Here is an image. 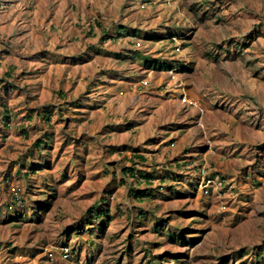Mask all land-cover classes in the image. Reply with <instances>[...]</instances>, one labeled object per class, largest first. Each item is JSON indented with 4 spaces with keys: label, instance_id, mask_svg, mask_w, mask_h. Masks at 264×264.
I'll return each mask as SVG.
<instances>
[{
    "label": "rangeland",
    "instance_id": "1",
    "mask_svg": "<svg viewBox=\"0 0 264 264\" xmlns=\"http://www.w3.org/2000/svg\"><path fill=\"white\" fill-rule=\"evenodd\" d=\"M221 260L264 264V0H0V264Z\"/></svg>",
    "mask_w": 264,
    "mask_h": 264
},
{
    "label": "trees",
    "instance_id": "2",
    "mask_svg": "<svg viewBox=\"0 0 264 264\" xmlns=\"http://www.w3.org/2000/svg\"><path fill=\"white\" fill-rule=\"evenodd\" d=\"M127 27H122V28H117V35L118 36H122V35H131L132 33H128L127 31ZM138 57H140V54L137 53ZM142 58L143 60L147 61L148 59L145 58V57H140ZM148 65V64H147ZM149 67H152L154 69H157V70H160V71H167V70H170V68L172 67V65H168L167 63L163 62V63H160L158 61H153L149 64ZM7 76H10L9 74ZM3 86H8V85H3ZM14 88V87H12ZM8 113V114H7ZM38 116L40 117V119L42 120V123L45 124V125H49V122L51 120V115H50V112L48 110H45L44 112H40L38 113ZM2 118H3V127L4 129H6L8 127V122L12 119V116H11V112L4 109L3 112H2ZM28 121H31L32 120V115L28 114L27 117ZM21 132L24 134L25 137H28L29 136V133H27L25 130H21ZM41 137V136H39ZM50 138L48 136H45L43 137V139H40V138H37L34 143H33V146H34V149H35V152L37 153H41L42 151H44L43 147H47L48 145V142H49ZM132 158H135V159H138V160H141L144 162V159L142 157H137V156H134ZM22 164H20V167L21 166H30L29 169H27L24 173H23V177L26 179V180H29L30 177H31V174H36L37 172H39V170H41V165L37 164V163H33V162H29V163H24L22 162ZM181 166V165H179ZM135 169L133 168H129V167H126L122 170V174L125 176V175H129L131 176V178L133 179L134 182H137L139 183L140 180L136 178H133L135 177ZM143 177V180H144V183H151L150 181L152 180L153 177H151V175H144L142 176ZM125 180H121V183L124 185ZM29 183V182H28ZM29 187V185H27ZM14 190L17 192L18 194V197H14L16 199H13V202L11 203V205L9 204L7 206V210H11L13 207L16 208L17 206V203H21L20 200V194H21V190L19 188H14ZM132 191L130 192V195L131 197L135 200V201H144L146 199H151L153 198V195L151 193L150 190H133L131 189ZM23 192V191H22ZM178 195V194H177ZM12 206V207H11ZM15 212V209L13 211V213ZM17 213L18 215V212H15ZM145 214L143 210L139 209V212L137 213V217L136 219H144L145 218ZM86 217L85 219V225H91V223H95L97 224L98 226V229L100 231L101 234H103V231H104V227L109 223L111 222L112 218L110 217V209L109 207L106 205V200L105 199H101L98 201V203H94L87 211H86V215L84 216ZM151 223H154L153 221H151ZM85 227V226H84ZM163 226L162 224H159L157 222L154 223L153 225V230L155 232V234H162L163 233ZM83 228H77L75 230H82ZM162 229V230H161ZM72 231L73 233L75 234H80L79 231ZM169 232V231H168ZM70 233L71 231L70 230H66L63 232V234L67 237L70 236ZM175 237H177L176 240H181L182 242H186L185 240V237L183 235L182 232H179L177 235H172L170 234L169 235V240H174ZM63 247H66L69 249V255H70V259L73 258V253H76V251L74 250V248H71L68 247L66 244L63 245ZM74 250V251H73ZM69 259V260H70ZM220 264H224V262L221 260V263Z\"/></svg>",
    "mask_w": 264,
    "mask_h": 264
},
{
    "label": "built area",
    "instance_id": "3",
    "mask_svg": "<svg viewBox=\"0 0 264 264\" xmlns=\"http://www.w3.org/2000/svg\"><path fill=\"white\" fill-rule=\"evenodd\" d=\"M181 101H182V103H184V104H187V105H191V106L196 107V104H195L194 102L189 101V100L186 98V96H184V95L181 97ZM13 190H14V189H13ZM14 191H15V190H14ZM16 197H18V196H16ZM61 250H62V255H63V258H64V259H67V258L70 257V255H69V249H68V248L63 247Z\"/></svg>",
    "mask_w": 264,
    "mask_h": 264
}]
</instances>
